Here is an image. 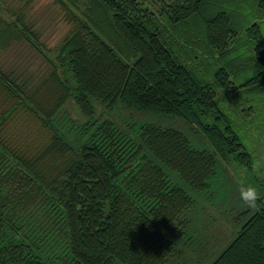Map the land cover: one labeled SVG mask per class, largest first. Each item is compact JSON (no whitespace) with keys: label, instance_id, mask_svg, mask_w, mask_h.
Returning <instances> with one entry per match:
<instances>
[{"label":"trees","instance_id":"16d2710c","mask_svg":"<svg viewBox=\"0 0 264 264\" xmlns=\"http://www.w3.org/2000/svg\"><path fill=\"white\" fill-rule=\"evenodd\" d=\"M54 1L70 28L53 56L25 5L0 4V49L24 40L50 66L29 92L0 64V264H184L218 161L230 174L253 168L225 104L264 110V0H171L161 15L138 0ZM116 107L180 118L207 147L174 127L121 124ZM254 176L261 199L206 264H264Z\"/></svg>","mask_w":264,"mask_h":264},{"label":"rangeland","instance_id":"374dc122","mask_svg":"<svg viewBox=\"0 0 264 264\" xmlns=\"http://www.w3.org/2000/svg\"><path fill=\"white\" fill-rule=\"evenodd\" d=\"M138 1L141 3V8L159 15L168 9L171 2V0ZM0 4L5 8L9 6L10 9L25 5L27 23L34 28L37 38L46 47L47 51L44 49L43 52L53 56V49L70 28V24L64 17V11L54 0H0ZM79 4L85 8L87 2L80 0ZM0 64L4 69L11 70L12 75L22 78L29 92L34 90L50 73V66L44 55L24 40H14L0 49ZM247 100L249 99L240 100L241 102L236 105L234 99H226L225 105L235 112V119L244 128L247 140L251 148L255 150L256 158L253 168L240 175L237 173H231V175L222 162L218 161L216 175L211 179L209 189L198 191L197 194L198 205L195 212L198 213L190 225V233L194 234V237L190 238V244L195 245L197 249L193 250L190 246L191 248L188 247L182 253L181 258L184 264H198L197 260L200 258L205 260L204 264H206L210 257L206 253L209 254L210 251L231 242L242 220L249 212H241L247 207L239 199V186L252 184L255 174L260 175L259 177L264 176V110L258 108L256 104H248ZM230 101L231 104H229ZM116 109L112 116L121 124L138 126L142 123H155L163 127H174L181 130L193 146L207 147L208 143L203 133L180 118L141 113L118 107ZM70 115H72L71 119H75L73 112L70 111ZM24 123V127L29 129L30 121H24ZM75 124L79 125L77 122ZM15 130L22 133L20 128ZM257 170H260L261 174H257Z\"/></svg>","mask_w":264,"mask_h":264},{"label":"clouds","instance_id":"9594fccd","mask_svg":"<svg viewBox=\"0 0 264 264\" xmlns=\"http://www.w3.org/2000/svg\"><path fill=\"white\" fill-rule=\"evenodd\" d=\"M257 174H261L260 170H257ZM238 195L244 206L249 209H255L258 200L261 199V193L257 187L250 183L241 184Z\"/></svg>","mask_w":264,"mask_h":264}]
</instances>
